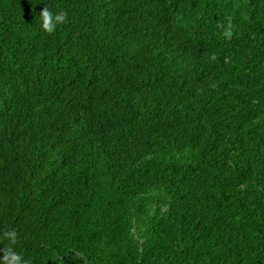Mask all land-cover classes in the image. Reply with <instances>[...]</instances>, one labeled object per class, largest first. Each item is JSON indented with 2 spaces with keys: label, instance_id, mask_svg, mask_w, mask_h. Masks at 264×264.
Returning a JSON list of instances; mask_svg holds the SVG:
<instances>
[{
  "label": "trees",
  "instance_id": "trees-1",
  "mask_svg": "<svg viewBox=\"0 0 264 264\" xmlns=\"http://www.w3.org/2000/svg\"><path fill=\"white\" fill-rule=\"evenodd\" d=\"M0 264H264V0H0Z\"/></svg>",
  "mask_w": 264,
  "mask_h": 264
}]
</instances>
